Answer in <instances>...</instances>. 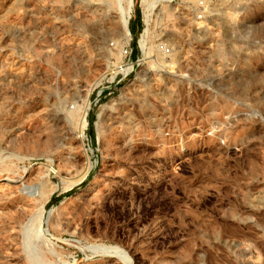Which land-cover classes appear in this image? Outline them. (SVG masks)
<instances>
[{
	"label": "rangeland",
	"instance_id": "obj_1",
	"mask_svg": "<svg viewBox=\"0 0 264 264\" xmlns=\"http://www.w3.org/2000/svg\"><path fill=\"white\" fill-rule=\"evenodd\" d=\"M129 1L0 0V264H264V0L94 103Z\"/></svg>",
	"mask_w": 264,
	"mask_h": 264
},
{
	"label": "built area",
	"instance_id": "obj_2",
	"mask_svg": "<svg viewBox=\"0 0 264 264\" xmlns=\"http://www.w3.org/2000/svg\"><path fill=\"white\" fill-rule=\"evenodd\" d=\"M221 1V0H220ZM219 0H131L127 11V26L134 17L135 5L138 8V30L135 44L131 45L132 32L128 26V36L118 47V55L108 60L99 81L93 87V101L98 103L104 96L112 95L119 85L128 79L145 58V49L150 41L161 54H168L171 46L157 35L156 29H165L163 16L170 19L169 26L175 29L188 28L195 20H208L219 8ZM155 29V30H154ZM154 36V37H153ZM114 46V41H109ZM83 133L80 135L82 136Z\"/></svg>",
	"mask_w": 264,
	"mask_h": 264
},
{
	"label": "bare ground",
	"instance_id": "obj_3",
	"mask_svg": "<svg viewBox=\"0 0 264 264\" xmlns=\"http://www.w3.org/2000/svg\"><path fill=\"white\" fill-rule=\"evenodd\" d=\"M131 1H129V3H130ZM126 11H128V9H126ZM124 26H125V31H126V34H127V36H128V26H127V17H125L124 18ZM146 53V52H145ZM164 55V54H163ZM86 105V104H85ZM85 109V108H84ZM84 111V110H83ZM84 113H85V111H84ZM82 117V116H81ZM83 118V117H82ZM80 120H83V119H80ZM83 124V123H82ZM81 125V124H80ZM82 126V125H81ZM79 131H80V126H79ZM86 172V171H85Z\"/></svg>",
	"mask_w": 264,
	"mask_h": 264
},
{
	"label": "trees",
	"instance_id": "obj_4",
	"mask_svg": "<svg viewBox=\"0 0 264 264\" xmlns=\"http://www.w3.org/2000/svg\"><path fill=\"white\" fill-rule=\"evenodd\" d=\"M135 12L137 13V16H139V12H138V8L137 7H135ZM129 25H130V23H129Z\"/></svg>",
	"mask_w": 264,
	"mask_h": 264
}]
</instances>
